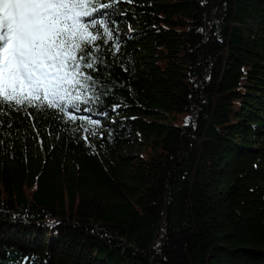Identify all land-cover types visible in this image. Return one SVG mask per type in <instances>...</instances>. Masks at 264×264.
<instances>
[{"label": "trees", "instance_id": "16d2710c", "mask_svg": "<svg viewBox=\"0 0 264 264\" xmlns=\"http://www.w3.org/2000/svg\"><path fill=\"white\" fill-rule=\"evenodd\" d=\"M119 9L91 146L31 108L0 133V264H264V0Z\"/></svg>", "mask_w": 264, "mask_h": 264}, {"label": "snow or ice", "instance_id": "6c2138e0", "mask_svg": "<svg viewBox=\"0 0 264 264\" xmlns=\"http://www.w3.org/2000/svg\"><path fill=\"white\" fill-rule=\"evenodd\" d=\"M122 3L132 0H0V133L11 135L16 120L38 116L40 122H78L71 131L83 132L91 146L87 134L107 127L100 119L108 118L104 98L117 86L108 69L123 67V41L113 31L114 17L127 14ZM102 46L106 56L99 55Z\"/></svg>", "mask_w": 264, "mask_h": 264}, {"label": "rangeland", "instance_id": "374dc122", "mask_svg": "<svg viewBox=\"0 0 264 264\" xmlns=\"http://www.w3.org/2000/svg\"><path fill=\"white\" fill-rule=\"evenodd\" d=\"M120 35L122 37H125V38L130 37V33L126 29L121 30ZM106 124H109V121ZM135 145H137V143ZM122 154H124L125 156H131L132 157L136 154V149L129 150V151L123 150Z\"/></svg>", "mask_w": 264, "mask_h": 264}]
</instances>
